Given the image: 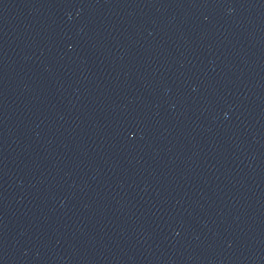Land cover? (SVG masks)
<instances>
[{
  "label": "water",
  "instance_id": "obj_1",
  "mask_svg": "<svg viewBox=\"0 0 264 264\" xmlns=\"http://www.w3.org/2000/svg\"><path fill=\"white\" fill-rule=\"evenodd\" d=\"M0 264H264V0H0Z\"/></svg>",
  "mask_w": 264,
  "mask_h": 264
}]
</instances>
